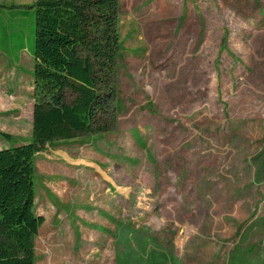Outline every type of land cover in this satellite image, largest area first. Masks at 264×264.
Listing matches in <instances>:
<instances>
[{"label": "rangeland", "instance_id": "1", "mask_svg": "<svg viewBox=\"0 0 264 264\" xmlns=\"http://www.w3.org/2000/svg\"><path fill=\"white\" fill-rule=\"evenodd\" d=\"M34 2L0 0L2 146L31 137ZM118 5L121 110L36 153L35 264H264V0Z\"/></svg>", "mask_w": 264, "mask_h": 264}, {"label": "trees", "instance_id": "2", "mask_svg": "<svg viewBox=\"0 0 264 264\" xmlns=\"http://www.w3.org/2000/svg\"><path fill=\"white\" fill-rule=\"evenodd\" d=\"M27 10L34 15L32 130L29 140L0 147V264H35L44 221L35 211V154L53 140L106 131L122 104L114 85L118 0H35ZM151 264L175 262L162 254Z\"/></svg>", "mask_w": 264, "mask_h": 264}, {"label": "crops", "instance_id": "3", "mask_svg": "<svg viewBox=\"0 0 264 264\" xmlns=\"http://www.w3.org/2000/svg\"><path fill=\"white\" fill-rule=\"evenodd\" d=\"M21 50H26V49H25V47H24V48H21ZM4 51H6V49H5ZM28 53H29V51H28ZM29 54H30V53H29ZM30 56H31V55H30ZM31 58H32V57H31ZM29 88L31 89V91L29 92V94H30V96H31V93H32V86H31V84H30V87H29ZM9 89L11 90V91H9V93H15V92H12L13 89H12L11 87H10ZM13 91H14V90H13ZM32 101H33V98H32ZM15 105H16V103H15ZM5 139H6V138H5ZM7 139H8V138H7ZM7 139H6V140H7ZM26 141H27V140H26ZM3 143H4V145H6L5 142L2 141V143H0V147H2ZM16 143H22V142H16ZM41 152H42V151H40V152H38V153H41ZM38 153H37V154H38ZM35 155H36V154H35Z\"/></svg>", "mask_w": 264, "mask_h": 264}]
</instances>
